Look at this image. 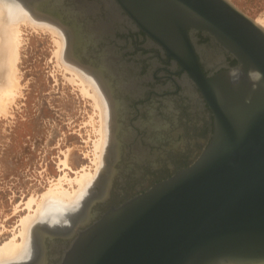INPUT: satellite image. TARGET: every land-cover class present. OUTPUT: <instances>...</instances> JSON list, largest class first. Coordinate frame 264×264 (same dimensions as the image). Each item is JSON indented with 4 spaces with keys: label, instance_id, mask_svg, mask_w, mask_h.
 Instances as JSON below:
<instances>
[{
    "label": "water",
    "instance_id": "water-1",
    "mask_svg": "<svg viewBox=\"0 0 264 264\" xmlns=\"http://www.w3.org/2000/svg\"><path fill=\"white\" fill-rule=\"evenodd\" d=\"M102 2L176 57L213 131L191 164L72 230L57 264H264V28L230 0ZM196 30L237 63L205 76L189 41Z\"/></svg>",
    "mask_w": 264,
    "mask_h": 264
},
{
    "label": "flooded vegetation",
    "instance_id": "flooded-vegetation-1",
    "mask_svg": "<svg viewBox=\"0 0 264 264\" xmlns=\"http://www.w3.org/2000/svg\"><path fill=\"white\" fill-rule=\"evenodd\" d=\"M28 1L54 13L65 30L66 49L90 68L109 111L105 160L86 200L68 210L69 223L39 224L32 256L20 263L57 264L72 230L191 164L210 140L213 112L176 57L111 3ZM189 41L205 76L237 63L201 30Z\"/></svg>",
    "mask_w": 264,
    "mask_h": 264
},
{
    "label": "rangeland",
    "instance_id": "rangeland-1",
    "mask_svg": "<svg viewBox=\"0 0 264 264\" xmlns=\"http://www.w3.org/2000/svg\"><path fill=\"white\" fill-rule=\"evenodd\" d=\"M230 1L250 18L264 19V0ZM21 24L15 96L8 112L0 111V245L13 237L21 239L20 219L34 212L45 191L59 180L63 189L73 191L77 184L69 179L82 172L94 174L100 165L94 149L100 137V111L81 91L85 85L91 94L92 87L81 84L78 76L73 79V70L58 52L55 55L59 34L42 25ZM30 198L35 201L28 208ZM67 212L55 219L56 213L45 211L33 227L69 223Z\"/></svg>",
    "mask_w": 264,
    "mask_h": 264
},
{
    "label": "bare ground",
    "instance_id": "bare-ground-1",
    "mask_svg": "<svg viewBox=\"0 0 264 264\" xmlns=\"http://www.w3.org/2000/svg\"><path fill=\"white\" fill-rule=\"evenodd\" d=\"M57 5L58 4L56 2H52L49 6L51 8H55ZM23 22L24 24L25 22H29V24L33 25V28L34 24L42 25L44 26V30L51 29L53 33L59 34L61 39L60 37H58V40L53 39L55 40L54 43L56 42L58 45V48L56 45L57 51H54V53H56L55 55L59 54V57L64 59L67 65L73 70L75 74L73 75V79L76 78L75 80H77L78 76V78L81 80L78 81L81 84L86 82V84H88L86 86H90L88 89L92 87L91 94H89L90 90L88 91L85 89L87 88L84 87L85 85L82 87V90L81 88L80 90L83 94H88L94 99L95 106L98 107L100 111L101 123L100 127L97 128L99 129L97 131H99L98 133L100 134V137L94 144V149L99 151V155H97L96 159L98 160L97 163L99 162L100 165L97 164L99 167L94 174L82 172L78 176H75L74 179H69L68 181L70 184L73 181L77 184V187L73 191L65 190V188L63 189L60 184L61 180H59L53 188L51 187L45 191L41 195L40 201L37 202L34 212L29 213L20 219L22 229L19 232V235L21 239L16 241L17 239L13 237L11 240L0 245V264H20L32 256L33 232L37 228L33 226L40 219L43 212L52 211L56 213L53 214L55 219H59L63 213L65 214L68 210H71L70 208H73V206L77 205L80 200L82 202V200L85 199L86 195H88V191L91 189L93 183L99 176L98 174L100 170L102 169L103 162L105 160L107 148L106 145L109 140L108 103L104 98L102 89L99 86L96 77L92 71H90V68L83 66L71 57L72 55H70L66 49V33L63 27L54 19H52V17L44 16L43 14L39 13L35 7H32V5H30L26 0L24 2L21 0H0V111L2 113L3 111L5 113L8 112L7 108L10 105L9 102L12 101V97L14 95V88L16 84L15 80H18L16 77L17 75H14L16 72L15 61L18 58L19 24ZM255 22L264 28L263 18H257ZM51 30H49V32H52ZM53 33H51L52 36L55 35ZM56 35L54 37H56ZM34 201L35 199L30 198L27 202V207L31 208V203Z\"/></svg>",
    "mask_w": 264,
    "mask_h": 264
}]
</instances>
